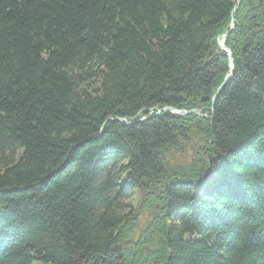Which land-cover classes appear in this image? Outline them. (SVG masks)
Wrapping results in <instances>:
<instances>
[{
  "label": "trees",
  "instance_id": "1",
  "mask_svg": "<svg viewBox=\"0 0 264 264\" xmlns=\"http://www.w3.org/2000/svg\"><path fill=\"white\" fill-rule=\"evenodd\" d=\"M35 262L264 264V0H0V264Z\"/></svg>",
  "mask_w": 264,
  "mask_h": 264
},
{
  "label": "rangeland",
  "instance_id": "2",
  "mask_svg": "<svg viewBox=\"0 0 264 264\" xmlns=\"http://www.w3.org/2000/svg\"><path fill=\"white\" fill-rule=\"evenodd\" d=\"M233 25H234V23H233ZM219 47H220V45H219ZM220 48H222V47H220ZM196 113H200V112L196 111ZM187 157H189V156H187ZM189 158H191V157H189ZM125 200L126 201L130 200L131 205H132L131 206L132 209H134V210L141 209L146 214L145 215L143 213L140 214L141 213L140 211H136L137 212V213H135L136 214L135 215L136 219L135 220H133V219L129 220V224H128L129 227L126 229L127 233H125L126 234V238H123L122 239L123 242L118 244L119 248H117V249H119V250H121V248L124 245L127 248L130 247V246H136L137 245V241H139L138 237H139L140 234H141V241H139V242L140 243L144 242V238L147 237V232H150V230H149L150 227L147 226V223H148L149 220H152V218H149L147 216L148 212H151V208L148 209V206H146L148 204L143 202V198L140 195L139 191H135L133 193V195H132V193H129ZM123 233L124 232H122V234ZM140 243H139V245H140ZM143 247H144V249L148 250L150 248V243L149 244H145ZM34 264H40V263L35 262Z\"/></svg>",
  "mask_w": 264,
  "mask_h": 264
},
{
  "label": "water",
  "instance_id": "3",
  "mask_svg": "<svg viewBox=\"0 0 264 264\" xmlns=\"http://www.w3.org/2000/svg\"><path fill=\"white\" fill-rule=\"evenodd\" d=\"M237 2H238V1H237ZM231 28H233V20L231 21ZM226 34H227V33L222 34V35H221V39H220V40H217L218 45H220V47H222L223 49H225V50L227 51L228 61H229V72H230L228 75H226V77H225V79H224V81H223L221 87L223 86L224 83H226V82L228 81L229 77L231 76V72H232V56H231V52H230V50H229L228 48H226V47L224 46V44H223V39L225 38ZM221 40H222V43H221ZM221 87H220V88H221ZM220 88H219V90H220ZM216 96H217V94H215V95L213 96V98H212V103H214ZM166 109H167V108H166ZM170 111H171V112L178 113V114H183V113H184V112H181L180 110L173 109V108H171ZM121 121H122L123 123H126L124 120H121ZM127 123H128V122H127ZM118 248H119V247H118Z\"/></svg>",
  "mask_w": 264,
  "mask_h": 264
},
{
  "label": "bare ground",
  "instance_id": "4",
  "mask_svg": "<svg viewBox=\"0 0 264 264\" xmlns=\"http://www.w3.org/2000/svg\"><path fill=\"white\" fill-rule=\"evenodd\" d=\"M221 43H222V40H221ZM154 219V218H153ZM156 225V224H155ZM154 227V226H153ZM160 229V228H159ZM148 231V230H147ZM160 232V231H159ZM149 236V235H148ZM150 238V237H149ZM157 254V253H156ZM165 255H166V253H165ZM154 256V255H153Z\"/></svg>",
  "mask_w": 264,
  "mask_h": 264
}]
</instances>
